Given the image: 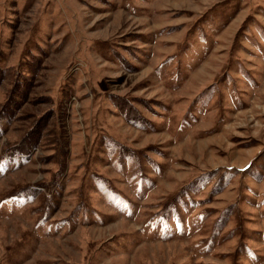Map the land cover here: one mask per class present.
I'll use <instances>...</instances> for the list:
<instances>
[{"label": "rangeland", "instance_id": "obj_1", "mask_svg": "<svg viewBox=\"0 0 264 264\" xmlns=\"http://www.w3.org/2000/svg\"><path fill=\"white\" fill-rule=\"evenodd\" d=\"M11 97L0 264H264V0H0Z\"/></svg>", "mask_w": 264, "mask_h": 264}, {"label": "trees", "instance_id": "obj_2", "mask_svg": "<svg viewBox=\"0 0 264 264\" xmlns=\"http://www.w3.org/2000/svg\"><path fill=\"white\" fill-rule=\"evenodd\" d=\"M20 87V86H18ZM17 95V94H16ZM15 96V95H14ZM13 97V96H12ZM11 98H8L6 100V102L1 106L0 108V120H2L3 118L7 117L8 116V113H9V109L10 107L12 108L13 105H14V100H12V103H11ZM27 143H25V140L22 141V144L21 145H18L16 147V152H18L19 154H23L24 152L28 151L26 147H24Z\"/></svg>", "mask_w": 264, "mask_h": 264}]
</instances>
